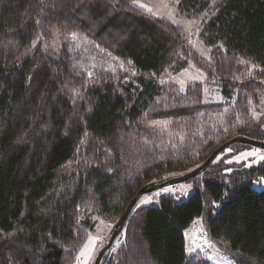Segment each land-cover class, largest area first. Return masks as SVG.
Returning a JSON list of instances; mask_svg holds the SVG:
<instances>
[{"label": "trees", "instance_id": "trees-1", "mask_svg": "<svg viewBox=\"0 0 264 264\" xmlns=\"http://www.w3.org/2000/svg\"><path fill=\"white\" fill-rule=\"evenodd\" d=\"M178 8L209 15L211 61L134 0H0V264H73L89 209L117 222L151 181L197 167L233 136L264 140V120L250 115L264 87V0ZM189 58L235 103L206 102L199 82H159ZM249 146L232 144L190 179L188 200L137 203L101 264H212L187 252L199 216L237 264H264V189L252 185L264 160L228 162Z\"/></svg>", "mask_w": 264, "mask_h": 264}, {"label": "rangeland", "instance_id": "rangeland-1", "mask_svg": "<svg viewBox=\"0 0 264 264\" xmlns=\"http://www.w3.org/2000/svg\"><path fill=\"white\" fill-rule=\"evenodd\" d=\"M179 1L180 0H134V3L153 15L168 19L179 26L182 29L188 45L194 49L199 57L206 61H211L213 47L208 45L201 36L203 19L208 18L209 15L195 19L183 16L178 8ZM222 47L225 49L224 45ZM187 61V65L182 68L178 67V65L169 66L162 75L157 76L159 82L162 85L176 84L181 88H185L189 83L199 82L204 86V99L206 102L235 103V95L232 98L225 97L220 83L216 80H209L208 73L193 59L189 58ZM249 66L251 71H255L256 68L258 69V66L254 63H250ZM250 104L252 106L250 114L251 119L264 120V87L258 92L256 97L250 99ZM231 148L232 147L228 150H231ZM253 153L254 155H252ZM262 156H264V150L262 148L249 146L246 150L231 157L228 162L233 164V166L244 165L245 167H251L263 161L260 158ZM232 169L233 167H230L228 170L230 171ZM194 183L193 180L178 183L177 191H174L171 185L164 188L177 202H183L188 200L189 196L195 191ZM252 185L255 189L263 190L264 177L256 179ZM160 200L161 196H153L152 193H147L140 198L138 206H157ZM82 222L89 223V236L84 245L79 249L73 264H94L100 249L109 238L116 221L98 215L95 211L89 209L84 214ZM184 232L189 255L202 254L205 258L210 260L212 264H237L235 258L221 252L217 247L209 234L203 216L197 217L195 222L186 228ZM205 234L207 236H205Z\"/></svg>", "mask_w": 264, "mask_h": 264}, {"label": "water", "instance_id": "water-1", "mask_svg": "<svg viewBox=\"0 0 264 264\" xmlns=\"http://www.w3.org/2000/svg\"><path fill=\"white\" fill-rule=\"evenodd\" d=\"M237 142H243V143H247L253 146H257L260 147L262 149H264V140L261 139H256V138H252L246 135H236L233 136L232 138H230L229 140L225 141L224 143H222L219 147H217L212 153L211 155L200 165H198L197 167L181 174L175 177H171V178H163V179H158L155 181H151L150 183L144 185L141 189H139V191L136 193V195L131 199V201L128 203L124 213L122 214V216L119 218V220L115 223L109 238L107 239V241L105 242V244L103 245V247L100 249L94 264H101L104 255L106 254V252L112 247V245L114 244L116 238L118 237V235L121 233V231L123 230L129 216L131 215L134 207L137 205V203L139 202L140 198L147 193H152L158 189L164 188L166 186L169 185H174V184H178L181 182H185V181H189L190 179L196 177L197 175L203 173L205 170H207L210 165L213 163V161L224 151L226 150L229 146H231L234 143Z\"/></svg>", "mask_w": 264, "mask_h": 264}, {"label": "built area", "instance_id": "built-area-1", "mask_svg": "<svg viewBox=\"0 0 264 264\" xmlns=\"http://www.w3.org/2000/svg\"><path fill=\"white\" fill-rule=\"evenodd\" d=\"M171 186H172V189L174 191L178 190V184H174V185H171ZM167 194H169V193L165 190V188H161V189H158V190L152 192L153 196H161L162 197V196H165ZM205 236H207V235L205 234Z\"/></svg>", "mask_w": 264, "mask_h": 264}, {"label": "snow or ice", "instance_id": "snow-or-ice-1", "mask_svg": "<svg viewBox=\"0 0 264 264\" xmlns=\"http://www.w3.org/2000/svg\"><path fill=\"white\" fill-rule=\"evenodd\" d=\"M252 155H254V153L252 154ZM262 160H264V156H262V157H260Z\"/></svg>", "mask_w": 264, "mask_h": 264}]
</instances>
